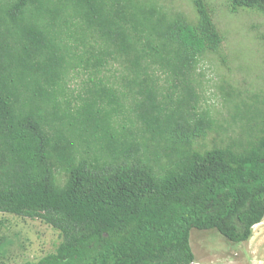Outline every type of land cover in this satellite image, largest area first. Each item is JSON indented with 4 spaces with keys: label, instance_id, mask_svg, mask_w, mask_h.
I'll list each match as a JSON object with an SVG mask.
<instances>
[{
    "label": "trees",
    "instance_id": "16d2710c",
    "mask_svg": "<svg viewBox=\"0 0 264 264\" xmlns=\"http://www.w3.org/2000/svg\"><path fill=\"white\" fill-rule=\"evenodd\" d=\"M191 2L195 20L134 0L0 3V213L61 233L54 253L24 264H194L192 229L241 243L264 220V101L241 137L196 146L213 122L192 111V76L203 56L222 57L223 35L207 1ZM226 2L264 15V0ZM111 61L127 73L141 143L116 126L123 94L109 81L73 114L58 101L71 69ZM160 71L179 82L173 109Z\"/></svg>",
    "mask_w": 264,
    "mask_h": 264
},
{
    "label": "rangeland",
    "instance_id": "374dc122",
    "mask_svg": "<svg viewBox=\"0 0 264 264\" xmlns=\"http://www.w3.org/2000/svg\"><path fill=\"white\" fill-rule=\"evenodd\" d=\"M15 0H0L8 6ZM139 4L152 2L156 8L169 16L185 14L195 20L196 13L191 0H134ZM214 22L223 35L222 57L213 54L203 56L192 76L198 93V105L194 113L207 114L213 127L206 138L199 140L198 148L208 149L230 143L244 134L248 127L247 116L255 110L258 101H264V15L247 9L231 13L226 0H206ZM74 47L73 40L69 41ZM87 43L94 44L88 37ZM95 54L98 49L94 45ZM73 53L84 55V49ZM83 66H86L85 64ZM70 70L58 98L61 109L75 113L89 98V91L99 78L107 80L111 87L119 90L122 108L115 117L120 131L132 134L141 143V124L134 109V95L125 87L127 74L121 61L101 68L93 65ZM160 100L168 109H173L179 95V83L164 72H159ZM193 104V103H192ZM110 109L107 102L104 104ZM262 107V106H260ZM252 111V112H251ZM59 127V124L57 125ZM82 155L89 150L81 146ZM162 163L167 159L163 157ZM59 179L64 178L58 173ZM257 240L256 242H258ZM61 242V233L40 220L21 218L0 213V264H24L39 261L54 253ZM190 245L195 256L194 264H257V256H251L246 243L227 240L215 229H192ZM255 251V250H254ZM255 252H258L256 250ZM251 256V257H250Z\"/></svg>",
    "mask_w": 264,
    "mask_h": 264
},
{
    "label": "crops",
    "instance_id": "0c3cea01",
    "mask_svg": "<svg viewBox=\"0 0 264 264\" xmlns=\"http://www.w3.org/2000/svg\"><path fill=\"white\" fill-rule=\"evenodd\" d=\"M257 240L259 241L256 242ZM244 243L245 247L250 249L251 256H257V264H264V220L253 228L252 238Z\"/></svg>",
    "mask_w": 264,
    "mask_h": 264
}]
</instances>
